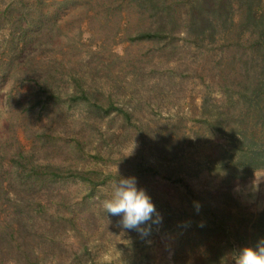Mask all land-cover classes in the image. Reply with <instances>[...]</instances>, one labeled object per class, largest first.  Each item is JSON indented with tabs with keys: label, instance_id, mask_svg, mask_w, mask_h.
I'll return each mask as SVG.
<instances>
[{
	"label": "rangeland",
	"instance_id": "374dc122",
	"mask_svg": "<svg viewBox=\"0 0 264 264\" xmlns=\"http://www.w3.org/2000/svg\"><path fill=\"white\" fill-rule=\"evenodd\" d=\"M71 1L63 18L65 36L57 45L49 42L51 47L66 66L85 74L102 104L115 102L132 118L104 115L97 129L88 128L90 134L81 139L83 151L75 156L68 131L78 132L74 120L82 118L80 112L53 120L38 110L22 115L5 108L6 91H0V147L5 148L0 154H21L27 162L47 167L73 166L98 184L95 189L81 181L17 186L13 198L24 217L29 213L25 220L30 226L8 221L14 208L3 205L7 212L0 210V222L7 220V232L21 245L15 248L0 238V264H204L207 248L197 226L205 219L196 204L208 208L210 218L215 213L225 221L219 234L208 233V244L226 246L227 238L234 242L239 232L235 250L251 246L246 226L264 209V171L230 185L222 183L223 174L216 177L223 163L237 162L233 143L239 148L240 134L260 135L262 128L250 101L254 86L264 85V49L256 46L252 28L254 35L240 23L246 6H228L225 24L210 26L216 31L211 37V30L203 36L187 31L190 0H167L176 24L171 37L157 43L128 39L153 28L149 6L138 10L133 3L127 18L115 7L124 0ZM7 53L0 46V58ZM19 84L15 89L23 102L30 87ZM218 127L225 131H216ZM231 130L233 138L227 135ZM119 176H135L162 217L147 236L121 229L120 217L102 206ZM35 210L41 213L36 219L31 218ZM224 256L230 259L229 252ZM13 258L18 263H11Z\"/></svg>",
	"mask_w": 264,
	"mask_h": 264
},
{
	"label": "trees",
	"instance_id": "16d2710c",
	"mask_svg": "<svg viewBox=\"0 0 264 264\" xmlns=\"http://www.w3.org/2000/svg\"><path fill=\"white\" fill-rule=\"evenodd\" d=\"M52 1L54 2L49 3L48 0H0V36L4 39V42L0 39V46L5 47L8 51L5 59L0 58V91L3 89L6 91L5 108L8 111L20 110L22 115H28L38 110L41 114L47 115L49 120H53L59 114L69 113V111H73V117L80 112L82 118L74 120L78 124V132L76 129L72 133L68 131L73 141L71 153L78 156L84 146V141L81 139L90 134H87L88 128L91 130L98 128V121L103 119L104 115L116 112L125 115L128 119H131L132 116L128 110L117 106L115 102H110L107 106L102 104L94 96L91 86L87 85L85 74L66 66L64 61L58 58L59 54L49 42L54 41L57 45L60 37L65 36V34H61L63 18L73 7V4L71 0ZM233 2L235 7L246 6L245 12L241 14L240 23L248 27V31L252 35L257 36L259 45L256 46L264 49V0H190L187 31L203 36L205 30H211L210 36L213 37L216 31L214 27L211 29L210 26L212 27L214 23L217 25L222 23L223 17H227L225 14L227 12L224 10ZM133 3H136L138 10L141 6L143 8L144 5L149 6L154 11L155 21L153 28L138 32L137 36L128 38L130 41L160 43L171 37L176 20L170 14L167 0H124L115 7L120 11L122 8L126 17L129 18L133 14ZM65 23L64 25H66ZM224 24L225 22L221 25ZM250 28L255 32L254 34ZM90 38L93 39L94 34ZM52 52L54 55L49 56L48 54ZM57 52L61 55L66 54L63 50H57ZM17 84L21 85L20 87L25 85L30 87L23 102H21L20 93L16 92ZM253 95L255 98L250 101V106L257 109L258 122L262 127L260 135L255 132L251 134L244 132L240 134L242 137L239 148L237 144L233 143L237 162L235 164L223 163L220 166V173L216 175V177H220L223 174L221 180L225 185H230L237 180L250 179L255 172L264 171V85L254 86ZM259 97L263 99L259 100ZM206 122L210 124V122ZM57 129L61 130L62 126H58ZM61 131L63 133V130ZM216 131L223 133L225 129L218 127ZM231 131L232 133L228 132L227 135L233 138L235 132ZM167 140L171 141V138L167 137ZM2 149H5L3 145L0 147V153ZM5 154L7 155L6 152ZM6 155L0 154V210L7 212L3 205L8 203L14 209H12L11 215L7 216V220L14 223L17 219L19 225L24 228L30 226V223L25 220L29 218V213L28 217H24L21 206L13 198L16 195L17 186L25 185L28 189V186L32 188L41 183L45 186L46 184H67L71 181L90 183L93 189L98 186L85 172L73 166L71 169L69 167L61 168L56 164L47 167L29 163L21 154H13L9 158ZM79 158L74 159L79 160ZM5 161H7V165ZM6 166L7 170H5ZM46 193L44 192L42 196L45 197ZM189 193L192 194L190 189ZM31 199L33 198H29L27 201L31 202ZM36 204L40 207L39 201ZM195 209L197 211L196 207ZM207 209L203 205L199 207L205 220L197 226V229L202 236L201 243L207 248L203 255L204 264H218L221 257H224L227 252L231 254L236 251L235 243L241 242V234L238 232L233 235L235 243L228 237L226 246H222L220 243L208 244V233L219 234L218 232L224 229L225 221H222L215 213L210 218L206 213ZM40 215L38 210L31 212V218L36 219ZM7 220L0 222V238H2V243L8 242L17 248L15 245L20 246L21 243L14 233L7 232ZM36 225L34 223L32 227ZM246 228V239L250 240L251 246H255L259 239L264 238V209ZM38 236L40 238L42 234H38ZM11 263H18L17 258H13Z\"/></svg>",
	"mask_w": 264,
	"mask_h": 264
},
{
	"label": "clouds",
	"instance_id": "9594fccd",
	"mask_svg": "<svg viewBox=\"0 0 264 264\" xmlns=\"http://www.w3.org/2000/svg\"><path fill=\"white\" fill-rule=\"evenodd\" d=\"M107 214L120 217L118 227L123 230H134L142 237L151 232L152 224L162 219L147 192L138 187L135 176L119 178L113 182L111 193L102 202ZM199 204H196L199 211ZM220 264H264V238L255 246H245L229 256L221 257Z\"/></svg>",
	"mask_w": 264,
	"mask_h": 264
}]
</instances>
